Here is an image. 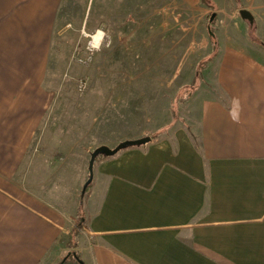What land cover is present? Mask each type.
I'll list each match as a JSON object with an SVG mask.
<instances>
[{"label": "crops", "instance_id": "crops-1", "mask_svg": "<svg viewBox=\"0 0 264 264\" xmlns=\"http://www.w3.org/2000/svg\"><path fill=\"white\" fill-rule=\"evenodd\" d=\"M10 29L0 23V264H57L80 217L71 264H264L263 51L216 53L196 120L95 162L79 206L86 160L42 149L47 42Z\"/></svg>", "mask_w": 264, "mask_h": 264}, {"label": "rangeland", "instance_id": "rangeland-1", "mask_svg": "<svg viewBox=\"0 0 264 264\" xmlns=\"http://www.w3.org/2000/svg\"><path fill=\"white\" fill-rule=\"evenodd\" d=\"M242 9L257 19H244ZM1 22L14 36L46 40L42 149L51 158H84L83 185L96 147L188 128L212 90L215 53L227 45L264 52V0H0ZM97 28L110 34L111 47L91 55L85 33ZM78 222L57 264L80 254Z\"/></svg>", "mask_w": 264, "mask_h": 264}, {"label": "water", "instance_id": "water-1", "mask_svg": "<svg viewBox=\"0 0 264 264\" xmlns=\"http://www.w3.org/2000/svg\"><path fill=\"white\" fill-rule=\"evenodd\" d=\"M240 13L244 19L249 20L251 23L254 22V16L249 10L242 9L240 11ZM151 140H152L151 136H143V137H139V138H133V139L129 138V139L122 140L115 147H110L106 144H102V145L96 147L91 153V158L89 160V167H88L89 168V177L83 185L82 193L86 192L88 186L93 181L94 166H95V162H96L97 157H99L100 155H103L106 157L107 156H113V155L117 154L118 152H120L121 150L127 149L129 147L141 146V145L149 143Z\"/></svg>", "mask_w": 264, "mask_h": 264}, {"label": "clouds", "instance_id": "clouds-1", "mask_svg": "<svg viewBox=\"0 0 264 264\" xmlns=\"http://www.w3.org/2000/svg\"><path fill=\"white\" fill-rule=\"evenodd\" d=\"M85 35L89 40L87 48L91 55H95L103 48L111 47V36L103 28H97L93 33H85ZM91 55L89 59H91Z\"/></svg>", "mask_w": 264, "mask_h": 264}, {"label": "trees", "instance_id": "trees-1", "mask_svg": "<svg viewBox=\"0 0 264 264\" xmlns=\"http://www.w3.org/2000/svg\"><path fill=\"white\" fill-rule=\"evenodd\" d=\"M217 47H218L217 44H215V48H214V49H216ZM215 54H216V53H215ZM213 57H214V56H213ZM105 157H106V156L100 155L99 157H97L96 161H97L98 159L105 158ZM90 185H91V184H90ZM90 185L88 186V188H87V190H86L85 193H81V195H82V197H83V200L87 197V194H88V190H89ZM65 261H66V260H61V262H60L59 264H64Z\"/></svg>", "mask_w": 264, "mask_h": 264}]
</instances>
